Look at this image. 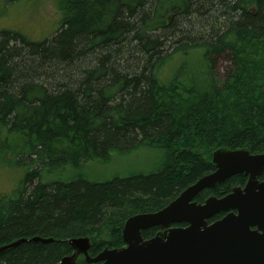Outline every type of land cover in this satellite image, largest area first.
Masks as SVG:
<instances>
[{
    "label": "trees",
    "instance_id": "trees-1",
    "mask_svg": "<svg viewBox=\"0 0 264 264\" xmlns=\"http://www.w3.org/2000/svg\"><path fill=\"white\" fill-rule=\"evenodd\" d=\"M23 1L0 0V13ZM57 8L51 40L0 31L1 163L28 155L15 162L25 170L17 194L0 195V248L27 241L0 253V264H58L80 238L90 239L92 257L122 248L126 221L162 210L214 172V152L264 153V0H58ZM199 15L220 22L192 39ZM225 53L232 65L219 85L211 58ZM176 56L186 61L164 79ZM143 148L158 152L154 169L108 179L88 172ZM44 172L57 174L47 181ZM246 183L234 176L196 201Z\"/></svg>",
    "mask_w": 264,
    "mask_h": 264
},
{
    "label": "water",
    "instance_id": "water-1",
    "mask_svg": "<svg viewBox=\"0 0 264 264\" xmlns=\"http://www.w3.org/2000/svg\"><path fill=\"white\" fill-rule=\"evenodd\" d=\"M212 162L216 170L185 189L165 208L131 217L123 229L124 247L106 248L91 257L89 238L70 240L73 255L58 264H76L80 256L87 264H264V153L217 150ZM244 175L248 181L224 197L195 199L228 179ZM226 216L209 224L218 214ZM187 225L176 227L175 225ZM161 228L152 239L143 232ZM27 240L0 248L3 253ZM34 242L52 240L34 238Z\"/></svg>",
    "mask_w": 264,
    "mask_h": 264
},
{
    "label": "rangeland",
    "instance_id": "rangeland-1",
    "mask_svg": "<svg viewBox=\"0 0 264 264\" xmlns=\"http://www.w3.org/2000/svg\"><path fill=\"white\" fill-rule=\"evenodd\" d=\"M57 2L58 0H27L17 5L9 6L6 9L2 8V14L0 13V31L18 30L34 41L51 40L56 34L55 32L60 20ZM197 17L193 19L190 38L196 39V36L200 35V33L215 25L218 28L220 20L216 24H211L209 18H203L200 15ZM186 25V22L181 24L182 28L187 31ZM211 59V75L214 81L221 85L230 72L232 65L231 58L228 53H225L222 55H214ZM184 61L186 59L183 56H176L173 64L163 69L161 73L162 77L164 79H170ZM195 65L194 59L189 61L188 71L192 73L195 70L193 68ZM58 74L61 77L64 72ZM57 80L59 81L61 79ZM22 152L24 151L22 150ZM26 159H28V155L26 153L21 154L18 151H16L15 158L11 163L2 164L0 158V195L13 197L17 194V189L20 185L19 182L24 176L25 170L20 168V165L15 162L17 161L25 165L27 163ZM159 161L160 157L156 150L143 148L129 157H116L106 166L91 165L88 172L93 177L108 179L117 172L119 175L126 176L132 172L149 171L154 169ZM85 173L86 167L82 170V176H85ZM56 174L47 175V172H44L43 176L45 177L47 175L48 181L49 178L56 176Z\"/></svg>",
    "mask_w": 264,
    "mask_h": 264
},
{
    "label": "bare ground",
    "instance_id": "bare-ground-1",
    "mask_svg": "<svg viewBox=\"0 0 264 264\" xmlns=\"http://www.w3.org/2000/svg\"><path fill=\"white\" fill-rule=\"evenodd\" d=\"M35 238H38V237H35ZM34 239V238H33ZM25 240V239H24ZM17 242V241H16Z\"/></svg>",
    "mask_w": 264,
    "mask_h": 264
}]
</instances>
